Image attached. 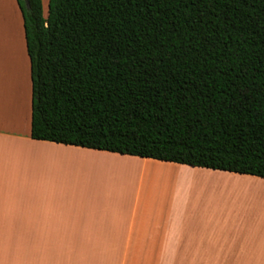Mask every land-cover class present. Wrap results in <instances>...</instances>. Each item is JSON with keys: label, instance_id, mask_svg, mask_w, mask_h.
I'll list each match as a JSON object with an SVG mask.
<instances>
[{"label": "trees", "instance_id": "obj_1", "mask_svg": "<svg viewBox=\"0 0 264 264\" xmlns=\"http://www.w3.org/2000/svg\"><path fill=\"white\" fill-rule=\"evenodd\" d=\"M31 136L264 178V0H17Z\"/></svg>", "mask_w": 264, "mask_h": 264}, {"label": "crops", "instance_id": "obj_2", "mask_svg": "<svg viewBox=\"0 0 264 264\" xmlns=\"http://www.w3.org/2000/svg\"><path fill=\"white\" fill-rule=\"evenodd\" d=\"M48 3L42 0L44 9ZM31 116L22 11L17 0H0V264H77L78 253L157 256L167 264H205L227 254V264H264V204L247 203L243 228L228 224L225 243L220 231L226 223L206 220L205 207L187 205L178 195L174 200L146 175L153 168L178 170L264 188L263 177L34 139ZM94 157L145 171L138 180L113 176L111 185L101 186L86 172ZM96 190L133 200L105 202ZM190 257L204 263H190Z\"/></svg>", "mask_w": 264, "mask_h": 264}, {"label": "rangeland", "instance_id": "obj_3", "mask_svg": "<svg viewBox=\"0 0 264 264\" xmlns=\"http://www.w3.org/2000/svg\"><path fill=\"white\" fill-rule=\"evenodd\" d=\"M44 13L47 15L48 8L44 9ZM104 170L105 168L99 169V168L93 167L91 164V165H88L86 172L88 176L91 177L92 182H94V184L96 183L101 186L106 185V184L111 185L109 184V181H110V178L113 177V175H106L108 171H104ZM76 173H77V170H76ZM192 174H200V173H192ZM141 176L142 174L133 172V173L128 174L125 178L132 179L133 181H135V180H138V177L140 178ZM119 178L122 179L123 177H119ZM226 179H229L232 182H236V180L232 178H226ZM238 181L241 182V184L244 183L245 186H248L247 189H244L242 185H240L242 187H237L233 185V183L231 182V184H229L230 187L232 186L231 190H225V188L223 190H220L223 188V186H221L222 188L221 187L219 188L218 194L216 192L217 188L215 189L216 191L214 192L212 191L210 194L216 195V197L212 196L213 198L211 199V201H210V198H208V201H204L201 197L196 198L197 201L189 200L187 196L185 197V192L183 195L181 194L178 195L179 200L183 203L185 202V204L187 205L196 206V207H205L204 217L206 218V220L212 221V222L220 221V223L227 224V227L221 228V231H220L222 237L224 238L225 243H227L228 224H231L232 222L240 223L242 224V228H243V225H244L243 223H245L244 221H245V216H246L245 215L246 214L245 212L246 204L248 203V205L249 204L253 205V208L257 205H261V203L264 204L263 203L264 202V192L260 189L262 188L261 186L256 185V183L254 182L251 183V182H247L243 180H237V182ZM136 185H138L137 181H136ZM234 187H237V188H234ZM96 191L100 192L101 195L105 194L104 199H103L105 200V202H108V201L118 202L120 198L129 199V201L133 200L132 198H130V196L127 197V194L120 195L121 197L119 198L118 197L119 195L112 191H106V192L99 191V190H96ZM205 192L209 194V191H205ZM173 193L175 192L173 191ZM176 194H172L173 195L172 198L174 200H176V196H177ZM91 199L94 200L95 198H91ZM91 199L78 198L77 201L82 202V201H87ZM96 199L98 200V198ZM262 215L264 216V212H262ZM227 260H228V257H227V254H225V255H220L218 257H215V258L209 257L206 260L205 264H216V263L227 264ZM189 262L190 263H204L201 260H197L196 257H190ZM77 264H167V263L165 261V257H157V256H124V255L79 254L78 253Z\"/></svg>", "mask_w": 264, "mask_h": 264}, {"label": "bare ground", "instance_id": "obj_4", "mask_svg": "<svg viewBox=\"0 0 264 264\" xmlns=\"http://www.w3.org/2000/svg\"><path fill=\"white\" fill-rule=\"evenodd\" d=\"M88 160V159H87ZM91 162L93 167L102 169L105 168L104 171H108L106 175H113L114 177H126L128 174L137 172L138 174H142L145 170L143 166H137L133 164H129L128 162L123 163L116 160H111L108 158H92L91 161L88 160L87 163ZM147 178L152 180L154 188H166L167 191L171 190V194L179 195L180 191L183 190L185 192V197L187 196L189 200H196V198L201 197L204 201H208V198H213L210 194L212 191H216L217 194L219 192V188L223 186V190H231L232 186L230 187L231 180L224 179L220 177H214L207 174H192V173H185L183 171L178 170H164V169H148L147 170ZM146 174V173H145ZM233 185L237 187H244L247 189L248 186H245L244 183L241 182H232ZM238 183V184H236ZM242 185V186H240ZM259 186V185H258ZM257 186V187H258ZM227 187V188H226ZM234 187V188H237ZM262 187V186H261ZM260 188V187H259ZM264 192V188H260ZM163 191V190H162ZM173 191L175 193H173ZM201 191V192H200ZM204 191V192H203ZM209 191V194L207 192ZM187 193V194H186ZM214 197V198H215ZM209 201V202H210ZM244 202V201H243Z\"/></svg>", "mask_w": 264, "mask_h": 264}]
</instances>
